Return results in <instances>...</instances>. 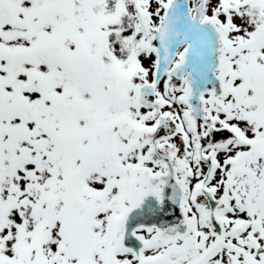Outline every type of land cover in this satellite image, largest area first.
Instances as JSON below:
<instances>
[{
  "label": "snow or ice",
  "instance_id": "6c2138e0",
  "mask_svg": "<svg viewBox=\"0 0 264 264\" xmlns=\"http://www.w3.org/2000/svg\"><path fill=\"white\" fill-rule=\"evenodd\" d=\"M0 264H264V0H0Z\"/></svg>",
  "mask_w": 264,
  "mask_h": 264
}]
</instances>
